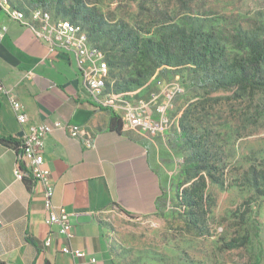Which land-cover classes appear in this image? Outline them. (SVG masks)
Segmentation results:
<instances>
[{
    "label": "rangeland",
    "instance_id": "obj_1",
    "mask_svg": "<svg viewBox=\"0 0 264 264\" xmlns=\"http://www.w3.org/2000/svg\"><path fill=\"white\" fill-rule=\"evenodd\" d=\"M78 1L49 0L43 9L33 8L31 0H8L35 21L32 13L53 16V21L67 19L53 13L64 15L63 8ZM81 2L103 20V31L90 38L105 49L119 24L139 30L142 37H157V27L164 21L187 20L224 36L239 32L242 38L245 33L264 38V0ZM221 42L230 57L242 54L230 39L222 37ZM126 54L109 53L115 63L110 77L108 66L102 72L106 93L145 103L144 115L152 128L129 130L144 144L162 192L151 214L129 216L110 209L98 216L112 260L116 264H264V194L243 180L245 171L264 157V90L203 85L202 73L191 65L144 70L147 58ZM194 151L202 168H187ZM199 174L205 177L204 202L198 219L190 220L179 195Z\"/></svg>",
    "mask_w": 264,
    "mask_h": 264
},
{
    "label": "crops",
    "instance_id": "obj_2",
    "mask_svg": "<svg viewBox=\"0 0 264 264\" xmlns=\"http://www.w3.org/2000/svg\"><path fill=\"white\" fill-rule=\"evenodd\" d=\"M25 13L24 23L36 27ZM0 24L7 26L0 42V84L21 102L28 116L20 124L8 95L0 92V261L112 264L98 216L110 209L129 216L153 213L162 192L160 176L144 144L125 124L119 130L110 127L112 110L98 108L83 97L71 53L50 52L30 28L10 19L2 9ZM37 124L52 127L45 138L44 165L53 183V203L70 213L73 236L68 241L59 234L57 224L46 223L41 188L31 178L15 177L19 149L2 141V137L19 139ZM59 124L82 126L95 147H86L84 135L74 137ZM48 236L51 241L45 245ZM66 243L86 255L63 253Z\"/></svg>",
    "mask_w": 264,
    "mask_h": 264
},
{
    "label": "trees",
    "instance_id": "obj_3",
    "mask_svg": "<svg viewBox=\"0 0 264 264\" xmlns=\"http://www.w3.org/2000/svg\"><path fill=\"white\" fill-rule=\"evenodd\" d=\"M31 1L35 5L33 8L47 9L49 4V0ZM63 10L64 15L53 14L67 18L70 22L82 26L88 36L89 43L104 53L109 67V77L111 65L115 63L114 60L109 58V53L112 55L117 52L120 55L136 53L149 61L144 70L170 66L171 64L191 65L194 70L202 73L200 79L203 85L210 84L214 88L236 87L247 91L264 90V38L246 33L242 38L239 32L224 36L221 31L204 30L201 26H195L187 20H184L181 24L164 21L157 27V37H142L139 30L119 24L116 32H112V44L105 49L90 38L91 34L103 31V20L94 10L91 8L86 9L81 0L76 2L75 5L64 7ZM79 19L83 23H79ZM87 24L89 26L85 28L84 25ZM222 37L230 39L235 48L242 51V54L230 57L225 52V46L221 42ZM112 47H116V49L111 50ZM139 73L142 75L141 70H139ZM123 78L124 76L120 77L122 81ZM132 80L135 81V79ZM96 106L110 110L109 106L100 104H96ZM121 125V119L112 111L110 127L119 130ZM2 141L8 145L16 146L20 151V139L2 137ZM202 167L201 157L194 151L187 168L198 169ZM210 177L214 176L210 174ZM27 178L29 177L23 179ZM214 179L217 178L214 177ZM243 180L248 182L256 191L264 194V157L257 165H252L245 171ZM204 187L205 177L203 174H199L198 178L194 179L190 185L181 189L180 202L186 209L185 214L190 220H197L202 212ZM29 242L34 244L32 240H29ZM1 263L4 264V262ZM111 263L116 264L112 259Z\"/></svg>",
    "mask_w": 264,
    "mask_h": 264
},
{
    "label": "built area",
    "instance_id": "obj_4",
    "mask_svg": "<svg viewBox=\"0 0 264 264\" xmlns=\"http://www.w3.org/2000/svg\"><path fill=\"white\" fill-rule=\"evenodd\" d=\"M10 8H1L7 16L15 21L27 26L22 19L10 15ZM38 17V27H30L36 38L42 40L50 52L61 51L71 53L76 61L81 86L84 90L83 97L100 104L109 106L128 128L140 126L143 130L152 128L149 120L145 118V103L138 100L135 103L131 100H118L115 95L106 93L107 81H100V72L104 70L106 64L101 62L103 52H91L90 45H85V37H65L64 29L72 28L71 24H61L53 26V16L32 13ZM7 32V26L0 24V42ZM88 37V36H87ZM0 92L7 94L10 106L15 114L17 121L24 124L28 116L23 110L21 102L10 94V92L0 84ZM58 128L67 130L70 135L76 137L84 135L82 126L73 124H59ZM52 130L47 124H37L32 126L28 131L20 136V152L13 167L16 178L23 179L29 177L33 179L35 185L41 188L44 196V209L47 213L45 219L48 224H57L59 234L67 241L73 236L69 220L70 213L63 206L56 205L52 201L53 183L50 180L49 169L44 165V145L46 135ZM86 147L94 148L95 144L92 136H83ZM51 237L48 236L44 241L49 245ZM63 253L72 257L83 258L85 251L73 249L68 243L63 247ZM92 262L95 258H90Z\"/></svg>",
    "mask_w": 264,
    "mask_h": 264
},
{
    "label": "bare ground",
    "instance_id": "obj_5",
    "mask_svg": "<svg viewBox=\"0 0 264 264\" xmlns=\"http://www.w3.org/2000/svg\"><path fill=\"white\" fill-rule=\"evenodd\" d=\"M0 7H2V8H9V7H11L10 8V15L11 16H14V17H16L18 19H22L23 21L26 19V15L27 14L25 13V11L22 10V9H18V8H15V7L11 6L9 4L8 0H0ZM42 14L45 15V16H48L45 13H42ZM37 19H38V17H37ZM32 20L35 23L38 24V21H35L34 19H32ZM60 23L61 24H71L72 25V28L64 29V36L65 37H77V36L85 37V45H90L91 52H102L100 49H98L97 47L91 45L88 42V38H87L86 32L84 31V29L82 28V26H80L79 24L72 23V22H70L67 19H57V20H54L53 21V26H60ZM36 27H38V25ZM101 62L103 64H106L104 55H101ZM106 68H107V65L104 68V70ZM103 71L100 72V81H106L105 76L102 74ZM106 88H107V86H106Z\"/></svg>",
    "mask_w": 264,
    "mask_h": 264
}]
</instances>
